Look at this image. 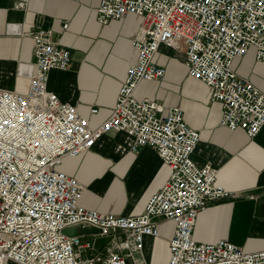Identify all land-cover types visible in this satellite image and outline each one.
<instances>
[{
    "label": "built area",
    "instance_id": "built-area-1",
    "mask_svg": "<svg viewBox=\"0 0 264 264\" xmlns=\"http://www.w3.org/2000/svg\"><path fill=\"white\" fill-rule=\"evenodd\" d=\"M25 9L29 0H14ZM135 16L136 52L112 114L94 127L76 105L48 90L49 73L67 72L71 51L53 40L51 29L30 35L36 72L29 95L0 90V264H128L123 252L143 250L147 237L174 225L167 264H264V251L245 253L226 239H193L198 215L237 196L217 184L218 169L197 164L200 134L178 107L138 99L142 82H160L167 70L154 58L162 49L183 57L189 76L211 89L222 106L221 126L254 139L264 128V93L234 64L250 53L264 63V0H100L97 21ZM91 114L97 115L93 107ZM111 131L133 140L132 149L153 148L169 175L136 217L103 214L81 204L86 187L60 170L64 159L91 151ZM96 228L100 236L129 233L112 249L100 250L88 236L63 233L72 226Z\"/></svg>",
    "mask_w": 264,
    "mask_h": 264
},
{
    "label": "crops",
    "instance_id": "crops-1",
    "mask_svg": "<svg viewBox=\"0 0 264 264\" xmlns=\"http://www.w3.org/2000/svg\"><path fill=\"white\" fill-rule=\"evenodd\" d=\"M99 2L29 0L27 7L20 9L14 0H0V90L29 95L36 72L30 34L51 29L53 40L69 49L73 60L67 72L49 73L48 90L76 105L94 127L108 119L126 70L136 57L131 41L140 19L126 16L103 26L97 21ZM162 59L161 52L154 61L166 68L165 79L154 88L142 82L136 97L156 100L165 108H180L187 124L200 134L194 161L212 164L218 169L217 184L237 193L235 198L213 203L198 215L193 239L209 244L226 239L245 253L264 251V128L251 139L240 129L231 131L221 126L223 109L211 101V89L192 79L183 64L186 75L176 77L178 64L172 62L166 67L160 64ZM257 64L246 77L264 93V63ZM145 89L152 91L146 95ZM93 107L98 108L97 115L91 114ZM132 144L126 134L111 131L91 151L63 160L60 170L86 187L83 206L116 217H136L162 189L168 168L155 149L133 150ZM173 229L171 222L163 221L159 238L147 237L140 252H123L128 264L131 260L154 264L162 246L167 264ZM127 238L130 234L121 232L90 235L100 250L112 249Z\"/></svg>",
    "mask_w": 264,
    "mask_h": 264
},
{
    "label": "rangeland",
    "instance_id": "rangeland-1",
    "mask_svg": "<svg viewBox=\"0 0 264 264\" xmlns=\"http://www.w3.org/2000/svg\"><path fill=\"white\" fill-rule=\"evenodd\" d=\"M161 52L163 55V59L160 61V64L165 63L167 65L166 67H168L169 64L172 62L177 63L178 65H177V70L175 71V75H176L177 71H178V73H177L176 77L182 78L183 74L186 75V70H185V67L183 66L185 64L183 61V57L181 55H179L178 53H174V52L167 50V49H162ZM258 65L259 64L256 63L253 55L250 53L248 56H246L244 58L237 59L235 64H234V68L239 75H243L244 77H246L247 75L251 74ZM182 66H183V68H182ZM146 83L153 84V85H151V86H153V88L155 86H158V84H160V82H146ZM145 91H146L145 93L147 95L148 91L150 92L152 90L151 89H148V90L145 89ZM163 259H164V257L162 256V259H161L162 263H163ZM140 262H141V260H136V261L131 260V264H140ZM154 264H156V261ZM163 264H166V261Z\"/></svg>",
    "mask_w": 264,
    "mask_h": 264
},
{
    "label": "water",
    "instance_id": "water-1",
    "mask_svg": "<svg viewBox=\"0 0 264 264\" xmlns=\"http://www.w3.org/2000/svg\"><path fill=\"white\" fill-rule=\"evenodd\" d=\"M63 233L70 237L88 236L100 234V230L96 228H83L82 226H72L64 229Z\"/></svg>",
    "mask_w": 264,
    "mask_h": 264
},
{
    "label": "bare ground",
    "instance_id": "bare-ground-1",
    "mask_svg": "<svg viewBox=\"0 0 264 264\" xmlns=\"http://www.w3.org/2000/svg\"><path fill=\"white\" fill-rule=\"evenodd\" d=\"M162 256L164 257V259H163V263H165V261H166V252H165V249H164V247L162 246L159 250H158V253H157V255H156V258H155V260H154V263H155V261H156V264H163L162 263ZM160 261V262H159Z\"/></svg>",
    "mask_w": 264,
    "mask_h": 264
}]
</instances>
